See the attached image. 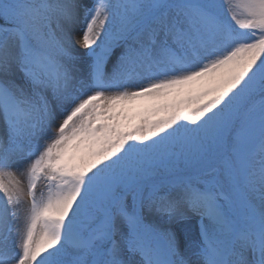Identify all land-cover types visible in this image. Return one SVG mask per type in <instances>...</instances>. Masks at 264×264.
Masks as SVG:
<instances>
[{"label":"snow or ice","instance_id":"1","mask_svg":"<svg viewBox=\"0 0 264 264\" xmlns=\"http://www.w3.org/2000/svg\"><path fill=\"white\" fill-rule=\"evenodd\" d=\"M0 264H264V0H0Z\"/></svg>","mask_w":264,"mask_h":264}]
</instances>
